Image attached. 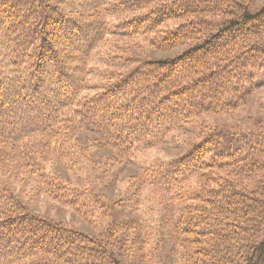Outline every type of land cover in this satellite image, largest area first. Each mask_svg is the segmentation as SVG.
<instances>
[{
    "label": "trees",
    "instance_id": "1",
    "mask_svg": "<svg viewBox=\"0 0 264 264\" xmlns=\"http://www.w3.org/2000/svg\"><path fill=\"white\" fill-rule=\"evenodd\" d=\"M123 12L136 15L111 27L107 17ZM110 33L149 35L161 51L188 47L92 87L87 59ZM260 83L264 7L0 0V264H170L168 239L183 246L184 264H264V138L249 141L243 131L215 127L184 154L134 177L160 198L157 224L116 220L86 232L30 208L42 193L89 213L98 203L53 164L75 166L88 149L106 147L112 157L104 167L127 164L202 115H230ZM86 133L92 139H82ZM28 185L31 195L22 196ZM138 191L131 185L128 199L106 207L131 212Z\"/></svg>",
    "mask_w": 264,
    "mask_h": 264
},
{
    "label": "rangeland",
    "instance_id": "2",
    "mask_svg": "<svg viewBox=\"0 0 264 264\" xmlns=\"http://www.w3.org/2000/svg\"><path fill=\"white\" fill-rule=\"evenodd\" d=\"M112 3L115 0H111ZM253 10L264 7V0H241ZM135 13H118L107 17L110 26L114 27L123 22L125 17L132 18ZM106 16V15H105ZM174 23H170V26ZM194 43L195 41L192 40ZM188 47V43L180 45L172 50L161 51L151 46L149 35L134 34L122 35L110 33L92 51L87 59V82L92 87L105 85L111 79L120 74L129 72L150 60L173 58L178 56ZM262 80V79H261ZM90 93H95L91 90ZM247 132L245 139L252 140L255 137L264 138V83L250 94L246 103L240 106L230 115L205 114L183 127L171 132L165 142L157 147L137 153L134 159L114 168L104 167L106 157H112V151L108 147L103 149H88L75 166L53 164L52 170L70 187L77 188L87 193L88 198L98 203V207L89 213L76 212L70 207L63 206L42 193L30 201V208L56 220L69 223L77 229L86 232H97L103 227L114 223L116 220L131 221L145 225L146 222L157 224L164 214V207L160 198L146 183L140 185L134 181V177L141 176L144 170L157 168L163 163L171 161L184 154L191 145L203 139L212 129ZM250 132V133H248ZM92 136V135H91ZM84 134L82 139L90 137ZM92 139V138H91ZM244 139V142H245ZM256 140V139H254ZM86 142V141H85ZM87 143V142H86ZM140 186H139V185ZM139 187L136 196H130L134 201L133 214L123 206L112 204L120 199H128L130 186ZM20 189V186H16ZM32 186L28 185L23 190L22 196H27ZM31 195V194H29ZM171 214H169L170 218ZM178 244V243H177ZM176 242L168 239L167 251H165L170 264H184L187 258H183L185 250ZM236 249L230 250V258L237 259ZM164 258V255L162 254ZM182 258V259H181ZM143 259V258H142ZM138 259V264H145ZM142 261V262H141ZM189 262V258L186 263Z\"/></svg>",
    "mask_w": 264,
    "mask_h": 264
}]
</instances>
